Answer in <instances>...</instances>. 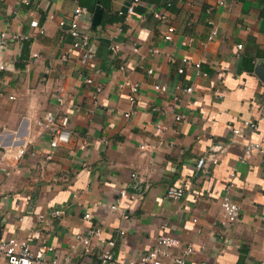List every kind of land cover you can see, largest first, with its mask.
<instances>
[{
  "label": "crops",
  "instance_id": "obj_1",
  "mask_svg": "<svg viewBox=\"0 0 264 264\" xmlns=\"http://www.w3.org/2000/svg\"><path fill=\"white\" fill-rule=\"evenodd\" d=\"M22 1L0 0V240L50 246L66 264H99L104 244L92 239L84 253L74 241L98 228L113 243L108 264L137 261L162 235L178 241L168 264L187 246L185 264H264V84L255 73L264 71V0H138L130 16L132 0ZM75 7L94 55L85 65L58 27ZM167 26L170 41L161 38ZM87 76L101 86L97 104ZM124 80L138 85L132 104ZM58 85L76 110L67 111L69 142L51 149V131L34 120L59 113ZM248 144L260 148L243 156ZM212 149L221 151L216 164L196 169ZM169 186L183 197L165 198ZM224 195L239 217L220 226ZM54 209L62 214L51 217Z\"/></svg>",
  "mask_w": 264,
  "mask_h": 264
},
{
  "label": "built area",
  "instance_id": "obj_2",
  "mask_svg": "<svg viewBox=\"0 0 264 264\" xmlns=\"http://www.w3.org/2000/svg\"><path fill=\"white\" fill-rule=\"evenodd\" d=\"M23 4H27V0L22 1ZM138 0H132L131 3L126 7L125 15L130 16L133 13V7L136 5ZM219 5H222L223 2L219 1ZM84 12V10L80 7H75L71 13L70 19L67 23L63 21L58 22V27L63 28L65 34L71 39V48L79 52L80 63L85 65L88 61L93 58V52L89 46V37L88 35L81 31L78 25L79 16ZM118 15H122L121 12H118ZM153 17L162 22L165 21L166 17L164 13L154 12ZM207 25L210 26L209 33L206 37L207 41H211L216 35V29L213 27L211 21H207ZM29 26L31 28L37 29L38 33H42V29L38 28L36 22H30ZM173 33V28L171 26H167L164 31L161 32V38L164 41H170ZM11 40L20 39L17 35L9 36ZM5 40L4 34H0V44H3ZM237 50L240 49V45L236 47ZM111 53H116V49L114 46L110 47ZM183 63H186V59H182ZM193 69H195L198 74L202 77H206V73L200 71V66L198 63H194L192 65ZM3 67L0 66V70ZM97 72V71H95ZM178 74L182 73V69L177 70ZM149 74L150 71H147ZM84 83L86 85H91L93 87L91 93V100L93 104H97V97L101 92V86L99 83L94 82L91 76H87L84 78ZM122 86L127 87L129 91L128 102L132 104L134 102V98L138 93V85L130 84L124 80ZM152 89L155 92H164L165 88L163 86L153 85ZM191 88L188 87L184 90L185 93H189ZM55 94V103L57 105L59 113H55L54 115L47 116L46 118L40 120L35 119L34 125L38 128L44 130L51 131V138L49 141V147L54 149L58 146L65 145L70 140V131L68 128V115L67 111L76 110L73 105L69 104L65 100V91L61 85L56 86L54 90ZM124 117H128L127 114L123 115ZM181 119L180 116L174 117L175 121H179ZM243 125L250 129L255 130L256 126L249 122H243ZM158 131V129H156ZM233 134L236 136H240L239 129L232 130ZM260 148L259 144H248L244 147L242 154L243 156H248L252 151L258 150ZM139 151H144L146 149L145 145H139ZM221 151L219 150H210L204 156L197 159L195 167L196 169L205 172L210 166L216 164L219 154ZM17 154L20 156L23 154V149L18 150ZM50 157L48 156L47 159ZM134 177V174L131 175ZM125 195L124 191L119 192V197H123ZM184 195L183 189L175 186H169L166 188L164 192V197L173 201H177L181 199ZM117 205H112L110 207L111 210H116ZM219 217L218 224L220 226L231 225L238 220L239 217V208L238 206L232 202L226 195L222 196L219 200ZM62 214V211L58 209H54L50 212L51 217H58ZM82 218L87 221L89 219V214L84 213ZM39 222L44 223L45 219L42 215L37 217ZM194 221V220H193ZM122 233V232H121ZM92 239L97 240L99 243L104 244L107 249L101 251L98 255L99 264H108L112 261V253L110 248L113 246L111 241H104L101 237V231L98 228L91 229L88 231V235H82L80 233L74 236V241L81 245L83 252L86 253L90 249ZM178 246V241L169 236H159L154 241L152 248L141 256L137 261H130L127 264H168L166 260L169 257L170 249L176 248ZM192 253V248L187 246L183 248L179 254L172 259L170 264H185L186 257H188ZM49 256V258H48ZM0 259L3 260L4 264H66L64 261H61L59 257L54 252L53 248L50 246H40L35 250H30L27 243L24 240L17 238H5L0 240Z\"/></svg>",
  "mask_w": 264,
  "mask_h": 264
},
{
  "label": "water",
  "instance_id": "obj_3",
  "mask_svg": "<svg viewBox=\"0 0 264 264\" xmlns=\"http://www.w3.org/2000/svg\"><path fill=\"white\" fill-rule=\"evenodd\" d=\"M255 73L258 79L264 84V71L262 69H258Z\"/></svg>",
  "mask_w": 264,
  "mask_h": 264
}]
</instances>
